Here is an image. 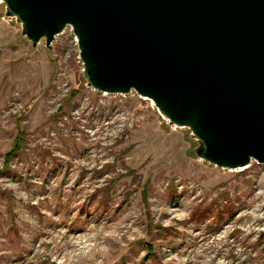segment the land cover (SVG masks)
<instances>
[{
	"label": "rangeland",
	"instance_id": "1",
	"mask_svg": "<svg viewBox=\"0 0 264 264\" xmlns=\"http://www.w3.org/2000/svg\"><path fill=\"white\" fill-rule=\"evenodd\" d=\"M4 12L0 264H264L263 165L198 159L150 100L86 86L69 27L32 47Z\"/></svg>",
	"mask_w": 264,
	"mask_h": 264
},
{
	"label": "water",
	"instance_id": "2",
	"mask_svg": "<svg viewBox=\"0 0 264 264\" xmlns=\"http://www.w3.org/2000/svg\"><path fill=\"white\" fill-rule=\"evenodd\" d=\"M36 47L71 27L86 86L150 100L198 159L264 166V0H0Z\"/></svg>",
	"mask_w": 264,
	"mask_h": 264
},
{
	"label": "trees",
	"instance_id": "3",
	"mask_svg": "<svg viewBox=\"0 0 264 264\" xmlns=\"http://www.w3.org/2000/svg\"><path fill=\"white\" fill-rule=\"evenodd\" d=\"M23 136L24 134L23 133H20V136ZM21 146H22V140L19 139V140H16L14 145H13V148L11 151H9L6 156H5V162L7 164V162L16 156V154L21 150ZM262 237L264 238V233L261 234Z\"/></svg>",
	"mask_w": 264,
	"mask_h": 264
},
{
	"label": "built area",
	"instance_id": "4",
	"mask_svg": "<svg viewBox=\"0 0 264 264\" xmlns=\"http://www.w3.org/2000/svg\"><path fill=\"white\" fill-rule=\"evenodd\" d=\"M67 27H69V29L71 30V27H70V26H67ZM67 27H66V28H67ZM71 32H72V30H71ZM74 38H75V37H74Z\"/></svg>",
	"mask_w": 264,
	"mask_h": 264
}]
</instances>
